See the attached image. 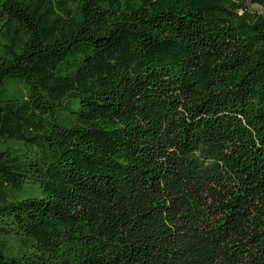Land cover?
I'll use <instances>...</instances> for the list:
<instances>
[{
    "label": "trees",
    "instance_id": "obj_1",
    "mask_svg": "<svg viewBox=\"0 0 264 264\" xmlns=\"http://www.w3.org/2000/svg\"><path fill=\"white\" fill-rule=\"evenodd\" d=\"M10 83L0 264H264V0H0Z\"/></svg>",
    "mask_w": 264,
    "mask_h": 264
},
{
    "label": "rangeland",
    "instance_id": "obj_2",
    "mask_svg": "<svg viewBox=\"0 0 264 264\" xmlns=\"http://www.w3.org/2000/svg\"><path fill=\"white\" fill-rule=\"evenodd\" d=\"M25 94H26V89L24 87H21L15 83H10L3 89L0 95V99L2 100L8 99V98L19 99ZM72 108H75V106H73ZM73 116L74 115H70V117H73ZM59 122H61V119H59ZM7 147H14L15 149L17 148L21 149L20 145H18L17 143L11 142V141L0 143V150L6 149ZM23 149H26V148H23ZM34 195H37V192H35L32 189H25L21 191L19 194L20 198H27V197H31Z\"/></svg>",
    "mask_w": 264,
    "mask_h": 264
}]
</instances>
